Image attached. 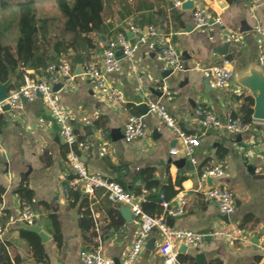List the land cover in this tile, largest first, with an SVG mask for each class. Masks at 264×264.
Segmentation results:
<instances>
[{
  "label": "crops",
  "instance_id": "obj_1",
  "mask_svg": "<svg viewBox=\"0 0 264 264\" xmlns=\"http://www.w3.org/2000/svg\"><path fill=\"white\" fill-rule=\"evenodd\" d=\"M153 1L154 10L163 12L155 15L152 23L143 24L134 15L122 17L117 3L107 4L108 30L93 33L92 43L76 44L57 60L67 58L72 66L71 83L57 84L56 91L71 115L79 143H89L82 151L83 158L92 171L115 179L132 192L144 185L141 173L153 170L158 186L147 188L143 208L156 214L155 204L149 200L153 193L159 198L164 194L170 208L186 202L183 214L169 216L173 227L208 231L234 225L242 230L245 239L241 242L217 238L203 246L182 245L177 264H264V121L253 118L250 131L232 134L224 129L205 131L195 115V108L203 105L220 118L233 115L242 119L244 98L252 94L241 81L252 70L264 72L260 58L264 0H181L183 5L178 8L169 0ZM14 3L11 0L9 6ZM199 4L219 14L225 25L212 31L197 29L192 12ZM0 7L4 9L2 3ZM55 10L54 17L48 13L42 16L38 8V17L48 20L52 45L63 39L68 47L72 34L65 30L61 9ZM18 22L19 13L15 12L12 19L0 24V44L14 51L20 35ZM129 22L156 25L157 35L139 47L134 62L120 56L121 70L106 73L107 82L124 95L122 103L113 104L94 89L83 71L90 60L101 63L108 39L126 30ZM166 36L175 42L186 69L173 71L163 59L161 46ZM50 50L55 55L52 47ZM224 58L232 60L235 77L227 86L217 87L210 68ZM26 72L37 78L47 75L46 68L28 66ZM18 74L0 82V91L21 85L24 77ZM163 84L173 91L172 99L160 91ZM151 100L164 103L185 131L200 135L195 163L158 115L149 111ZM131 114L143 115L148 128L145 136L126 142L124 129ZM0 123V211L5 212L1 216L5 246L0 254L4 259L12 264H82L80 252L95 249L121 261L136 236L134 218L130 213L126 219L122 211L126 207L109 199L102 189L89 195L68 188V146L43 99L25 100L21 109L4 108ZM173 148L178 149L177 154L171 153ZM219 163L224 164L225 175L201 181V173ZM20 185L29 194L20 191ZM210 186L232 192L236 210L228 219L214 202L205 199L203 190ZM23 202L35 210V225L41 227L45 238L19 219ZM161 240L160 231H152L135 264H164L158 253Z\"/></svg>",
  "mask_w": 264,
  "mask_h": 264
},
{
  "label": "built area",
  "instance_id": "obj_2",
  "mask_svg": "<svg viewBox=\"0 0 264 264\" xmlns=\"http://www.w3.org/2000/svg\"><path fill=\"white\" fill-rule=\"evenodd\" d=\"M174 7H182L181 0H169ZM195 27L201 31H212L215 26H224L222 17L213 12L205 4H199L193 9ZM130 34L132 36H130ZM157 35V26L149 24L141 26L135 22H129L126 30L117 31L107 41L101 63L90 60L84 68V75L87 81L98 91H102L106 99L113 104L124 101L123 93L107 82L106 73H114L121 70L120 56L134 62L139 47L148 39ZM161 54L165 62L173 71L186 69L181 59L180 52L171 36L164 37L161 46ZM261 61L264 63V40L262 43ZM214 85L217 87L227 86L235 77L232 67V60L224 58L220 63L211 68ZM47 75L44 77H32L26 73L24 82L17 88L10 89L7 96L0 100V114L4 106L21 109L25 100H34L38 97L43 102L52 116L54 122L60 128L64 143L68 146L66 162L71 172L68 181V188L81 189L86 194H95L96 190L102 189L112 201L129 207L134 221L137 225L136 236L121 259V264H135L143 253L152 231L159 230L162 234L161 243L158 246V253L163 257L164 264H177L181 246H203L213 239H225L234 242H241L245 239L242 230L234 225L228 228L215 227L208 231H194L185 228H176L169 224V216H178L185 212L186 202L177 208H170L169 202L161 194V205L165 212L161 215L147 213L143 204L147 201L149 190L141 185L140 193L129 191L118 181L110 177L92 171L83 158L82 151L89 148V143H79V134L71 122L69 111L62 105L56 91V85L62 83L68 85L73 79L72 66L67 58L60 59L57 63H50L46 67ZM163 95L169 99L174 97L173 91L163 84L159 87ZM148 109L158 115L163 123L173 132L175 137L184 145L185 154L192 162H196L195 149L201 143L200 135L185 131L177 122L175 117L168 111L166 105L160 101L151 100ZM195 115L205 131L224 129L232 134L246 133L251 130V123L229 115L223 119L217 116L214 111L203 105L195 108ZM1 124V123H0ZM148 124L143 115L131 114L128 117L125 129L124 140L132 142L145 136ZM178 149L173 148L172 154H177ZM223 163L204 170L201 181L208 178L223 177L225 175ZM206 200L214 202L223 215L230 216L236 210V201L232 192L226 187L210 186L203 190ZM5 212L0 211V253L5 246V229L1 223V216ZM19 219L26 225H35L36 213L33 207L23 202L19 213ZM82 264H115V261L101 253L100 250L83 249L79 254Z\"/></svg>",
  "mask_w": 264,
  "mask_h": 264
},
{
  "label": "trees",
  "instance_id": "obj_3",
  "mask_svg": "<svg viewBox=\"0 0 264 264\" xmlns=\"http://www.w3.org/2000/svg\"><path fill=\"white\" fill-rule=\"evenodd\" d=\"M10 1L1 0L2 6L7 8ZM55 1L65 16V30L72 34V43L67 47L63 39H58L52 45V40L48 37V20L38 17L37 1L23 0L18 2L20 35L15 51L9 45L0 44V82H7L10 76L16 73H19V78L24 77L28 66L35 69L46 68L50 63L57 62L62 53H68L69 48L76 44L81 47L87 43H92L91 35L93 33H105L108 30V25L105 23V7L109 3H117L122 8V17L134 15L140 24L152 23L155 15H160L163 12L162 9L154 10L155 2L153 0ZM177 14L179 15V12ZM51 47L54 49L55 55L51 53ZM244 100L242 120L251 123L254 98L246 96ZM141 181L148 189L158 186L154 171L151 169L141 173ZM18 189L29 194L23 185H20ZM140 190L138 188L135 193L139 194ZM149 200L154 202L156 214H161L163 207L160 205L161 198L158 194H150ZM1 261H4V264H12L10 260L4 259L2 254H0ZM210 264L217 263L212 262Z\"/></svg>",
  "mask_w": 264,
  "mask_h": 264
},
{
  "label": "water",
  "instance_id": "obj_4",
  "mask_svg": "<svg viewBox=\"0 0 264 264\" xmlns=\"http://www.w3.org/2000/svg\"><path fill=\"white\" fill-rule=\"evenodd\" d=\"M242 85H244L252 94L254 98L253 105V114L252 118L256 120L264 121V72L260 70H252L248 76H246L242 81ZM56 88V87H55ZM8 89L5 87L0 91V100L4 99L7 96ZM9 107L5 105L4 108ZM126 207V206H125ZM125 218L127 219L128 215L131 213L129 207H126L122 210ZM132 214V213H131ZM226 219L229 217L227 215ZM27 229L38 233L42 238H45V233L42 231L41 227L38 225H26ZM115 264H121V261L116 260Z\"/></svg>",
  "mask_w": 264,
  "mask_h": 264
},
{
  "label": "rangeland",
  "instance_id": "obj_5",
  "mask_svg": "<svg viewBox=\"0 0 264 264\" xmlns=\"http://www.w3.org/2000/svg\"><path fill=\"white\" fill-rule=\"evenodd\" d=\"M13 1L15 3L7 8L3 9L2 7H0V24L5 21H8L9 19H12L15 12L19 13V8L17 4L18 2L23 0H13ZM37 3L39 4L38 8L41 10L42 16H45L46 13L51 14L49 15L51 17L56 16L55 8L57 9V11H60V7L58 6L55 0H39ZM0 6H1V0H0Z\"/></svg>",
  "mask_w": 264,
  "mask_h": 264
}]
</instances>
